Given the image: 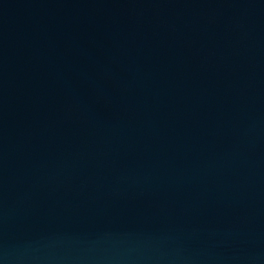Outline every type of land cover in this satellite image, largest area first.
<instances>
[{"label": "water", "instance_id": "95a60500", "mask_svg": "<svg viewBox=\"0 0 264 264\" xmlns=\"http://www.w3.org/2000/svg\"><path fill=\"white\" fill-rule=\"evenodd\" d=\"M0 264H264V0H0Z\"/></svg>", "mask_w": 264, "mask_h": 264}]
</instances>
